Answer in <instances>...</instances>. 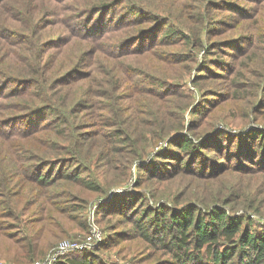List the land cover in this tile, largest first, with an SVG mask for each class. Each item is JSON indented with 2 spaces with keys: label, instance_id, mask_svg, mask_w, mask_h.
<instances>
[{
  "label": "rangeland",
  "instance_id": "obj_1",
  "mask_svg": "<svg viewBox=\"0 0 264 264\" xmlns=\"http://www.w3.org/2000/svg\"><path fill=\"white\" fill-rule=\"evenodd\" d=\"M94 3L110 5L83 11ZM166 21L179 45L158 39ZM79 22L81 34L73 27ZM196 34L198 46L191 44ZM152 38L156 43L144 47ZM180 47L176 65L171 53ZM0 72V118H12L0 119V130L14 131L0 132L1 147L17 145L0 161L6 165H0V190L5 186L11 209L48 244L41 259L27 264L46 261L62 243L68 246L61 256L75 253L89 264H164L165 250L143 241L130 221L132 209L146 205L218 206L229 215L247 213L253 229L264 227V145L248 171L241 157L212 154L200 142L219 130L228 133V146L239 148L246 136L238 135L264 128V0H0ZM167 125L173 133L201 131L195 158L178 174L175 160L158 156L174 151L167 139L145 146ZM59 157L69 161L56 168L78 159L77 169L102 182L84 202L81 220L72 217L81 213L74 207L79 200L59 193L58 184L47 190L32 181ZM212 170L221 174L200 178ZM243 197L255 198L258 210ZM3 200L0 195V229L17 236ZM43 203L53 204L42 211ZM42 213L48 232L36 222ZM90 228L99 236L73 246ZM10 263L0 257V264Z\"/></svg>",
  "mask_w": 264,
  "mask_h": 264
},
{
  "label": "trees",
  "instance_id": "obj_2",
  "mask_svg": "<svg viewBox=\"0 0 264 264\" xmlns=\"http://www.w3.org/2000/svg\"><path fill=\"white\" fill-rule=\"evenodd\" d=\"M110 1L115 2V0ZM108 5L110 4L94 3L84 8L83 11H103L104 7ZM132 14H135V12ZM154 20L155 16H152V21ZM117 22H119L118 19ZM165 24H167V30L164 31L163 37L158 36V39L163 40V43H175L179 45L178 39H176L179 38L178 35H176L178 32L175 31L169 21H166ZM81 25L82 22H79L73 26L75 28L74 31L78 34H81L82 30L79 29ZM149 26L150 25L145 28H149ZM180 35L183 36V33H180ZM198 38L199 35L196 34L191 44L198 46ZM182 42L186 43V38ZM153 43H156L154 38L146 43L144 47H149ZM183 48L184 47L178 48L181 49L179 52L173 51L171 53L173 57L172 60L176 65L182 61L180 54ZM82 53H84V51ZM184 59L187 61L185 68L189 69L191 66L189 63L191 62V58L188 59L187 56H185ZM148 84H153V82H149ZM2 86L4 85H1V87ZM130 111H133V109ZM27 112L35 111L34 109H28ZM180 118H182V115ZM0 119L7 121V119L12 118L4 117ZM164 122H170L169 115L165 117ZM179 125H182V123H178V126ZM13 129H18L16 133H24V131L19 130L20 128ZM0 132L11 133L14 131L0 130ZM173 132H171L170 127L167 125L163 134H158L157 132L150 134L146 139L147 142L145 146H153L159 140L167 139V145H173L174 151L160 153L158 156L165 154V157H171V160H175L176 163L174 167L177 171L176 174H178L184 170L186 161L189 158H195L197 148L200 147L198 142H196V138L200 135L201 131H197L199 134H185L180 131H177L178 133ZM226 134L228 133L225 131L217 130L214 135L203 138L200 142H206L205 146L210 149L212 154L225 156V153H227L228 155L241 157V159L244 160V169L252 171L254 167H252L251 164L255 163L253 160L257 158L256 156L260 155V151L262 150L261 147L264 145V128L256 130L255 128L249 127L246 132L238 135V139H241V137H239L241 135L246 136L244 142L240 143L239 148H233L227 145L231 142V139ZM1 135L10 137L9 134ZM6 143L11 144L9 141H6ZM16 147L17 145L1 147L0 161L3 160L6 155L11 154ZM39 147L40 146H38V148ZM137 148L140 149L138 145ZM131 153L132 158H135L139 151L135 149ZM22 156L23 154L19 155V157ZM37 158L42 157L38 155ZM61 161L68 162L69 159L67 157H59L57 161L51 162L50 167H41L42 170L46 171V175L42 176L41 173H38L37 177H35L36 179H32V181L40 186L47 187V190L52 188L50 186L58 184V186L55 187L59 188V193L67 196V198L73 197L79 200V203L74 205V207L77 210L76 212L81 213L80 215L79 213H74L72 217L80 219L79 216L83 214L85 208L84 202H88L95 194L100 192L102 182L98 181L96 177H92L89 174L85 175L83 171L77 169L75 165L78 163V159L71 160V162H69L71 165L67 169L64 167L60 168V166L56 168L57 163ZM49 162L50 161H45L43 164L45 163L48 166L50 164ZM4 163L5 162L0 163V165L5 167L6 165H2ZM227 168L225 167L224 169L226 170ZM191 172L190 174L197 176V170ZM216 172L212 170L211 173H208L209 176L200 178L203 180L211 179L213 173ZM220 174L221 173L218 172L215 176ZM136 181L138 182V180ZM74 188H77V191H74ZM0 195L4 197L2 202L5 201L4 204L2 203L6 209L5 216L10 220L9 223L13 224L11 228L17 232L15 233L17 236L13 237L11 231L8 229H0V257L7 260L9 263L11 262L10 264H27L28 262L41 259L47 248L44 237L39 239L36 238L32 227L26 223V220L20 217L15 210L11 209L8 199V190H5V186L3 185L1 186ZM40 196V201H44L45 196L42 192ZM244 198L245 197L240 200L248 204L247 207L249 209L258 210V206L255 207L254 205L255 198H250L249 200ZM52 204L53 203H43L41 210L45 211V205L46 211L49 210V206ZM132 207L131 205L129 208ZM135 208L132 209L133 213L130 217V221L135 230L138 231L137 236H140L143 241L159 246V249L165 250L168 257L163 259L165 262L164 264H176V262L178 264H186V261H192L194 264H264V227L260 226L258 229H253L252 220L247 213L229 215L225 209H221L218 206H212L210 209L208 207L205 211L195 205H187L181 211H173L170 207L165 205H161V207L157 208L146 205L141 211ZM39 216L36 222H41L40 224H43L45 230L48 232L49 226L45 222V213ZM84 224L86 223L84 222ZM17 237H19L20 241L13 242V239ZM73 254L75 253H70L66 256L63 255L64 257L61 256L54 260L53 264H89L87 259H79L77 255ZM170 258L173 260L171 261ZM157 262L158 261H155L152 264H160Z\"/></svg>",
  "mask_w": 264,
  "mask_h": 264
},
{
  "label": "built area",
  "instance_id": "obj_3",
  "mask_svg": "<svg viewBox=\"0 0 264 264\" xmlns=\"http://www.w3.org/2000/svg\"><path fill=\"white\" fill-rule=\"evenodd\" d=\"M99 236L98 231H96L95 228H90L89 232L86 236V239L82 243H73V246H83L84 244H90L92 241H94L97 237ZM68 244L67 243H62L57 246V249L55 251V254L51 256V258L47 259L46 261H35L34 264H52L51 260L54 259L55 257L61 256L64 252V250L67 248Z\"/></svg>",
  "mask_w": 264,
  "mask_h": 264
}]
</instances>
